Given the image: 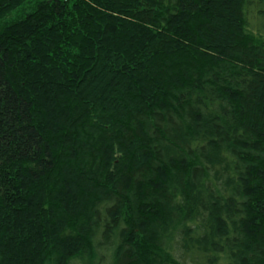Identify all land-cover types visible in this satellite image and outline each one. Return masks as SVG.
<instances>
[{"label":"trees","instance_id":"trees-1","mask_svg":"<svg viewBox=\"0 0 264 264\" xmlns=\"http://www.w3.org/2000/svg\"><path fill=\"white\" fill-rule=\"evenodd\" d=\"M0 264H264V0H0Z\"/></svg>","mask_w":264,"mask_h":264}]
</instances>
